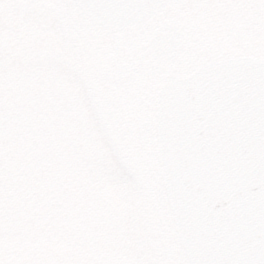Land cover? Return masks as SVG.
Here are the masks:
<instances>
[{
  "label": "snow or ice",
  "instance_id": "snow-or-ice-1",
  "mask_svg": "<svg viewBox=\"0 0 264 264\" xmlns=\"http://www.w3.org/2000/svg\"><path fill=\"white\" fill-rule=\"evenodd\" d=\"M0 264H264V0H0Z\"/></svg>",
  "mask_w": 264,
  "mask_h": 264
}]
</instances>
